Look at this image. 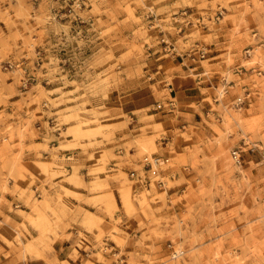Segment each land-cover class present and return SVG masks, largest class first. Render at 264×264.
Segmentation results:
<instances>
[{
    "label": "rangeland",
    "instance_id": "obj_1",
    "mask_svg": "<svg viewBox=\"0 0 264 264\" xmlns=\"http://www.w3.org/2000/svg\"><path fill=\"white\" fill-rule=\"evenodd\" d=\"M263 197L264 0H0V264H264Z\"/></svg>",
    "mask_w": 264,
    "mask_h": 264
},
{
    "label": "built area",
    "instance_id": "obj_2",
    "mask_svg": "<svg viewBox=\"0 0 264 264\" xmlns=\"http://www.w3.org/2000/svg\"><path fill=\"white\" fill-rule=\"evenodd\" d=\"M249 49L250 48L245 49V52H247V54H249ZM206 53H207L206 48H204L203 46H200L198 44L190 46L189 49L186 51V54L192 60H199V59L205 57ZM12 65H13L12 61H7V63H5V67H11ZM240 67H241L240 68L241 71H242V69L244 71L246 70V68L243 65ZM256 73L257 74L262 73V69L257 68ZM222 79H225V77H222ZM230 84H232V83H230ZM242 85H243L242 95L237 96L236 99L233 101V105L235 107H237L238 109L242 108L244 105L249 106L253 101V97H254L253 94L257 93V88L255 86V82L252 81L251 85L247 84V83H244ZM227 91H228V88L223 85L222 88L216 92V95L214 96V100L222 97L223 94L226 93ZM168 106L170 108L174 107L173 100L168 101ZM206 113H208V112H206ZM230 157L235 163H240V161H241V147L240 146L233 147L230 150ZM166 161H167V158H165L161 155H157V154L150 155V157L145 155L142 158L143 165L149 166L150 168H152L153 165H159L160 163H164ZM131 175L133 176L134 179L136 178L139 181H142V178L144 177V173L141 174L137 170H132ZM263 202H264V197H263ZM263 218H264V214H263ZM182 253H183L182 249H179V248H172L171 249L172 257L180 256Z\"/></svg>",
    "mask_w": 264,
    "mask_h": 264
},
{
    "label": "crops",
    "instance_id": "obj_3",
    "mask_svg": "<svg viewBox=\"0 0 264 264\" xmlns=\"http://www.w3.org/2000/svg\"><path fill=\"white\" fill-rule=\"evenodd\" d=\"M175 94H176V92H175ZM191 96V95H190ZM193 96V95H192ZM184 100V98H183V96H181L179 99H178V101H183Z\"/></svg>",
    "mask_w": 264,
    "mask_h": 264
},
{
    "label": "bare ground",
    "instance_id": "obj_4",
    "mask_svg": "<svg viewBox=\"0 0 264 264\" xmlns=\"http://www.w3.org/2000/svg\"><path fill=\"white\" fill-rule=\"evenodd\" d=\"M153 154H155V153H153ZM153 154H150V155H153ZM150 155H147V156L150 157Z\"/></svg>",
    "mask_w": 264,
    "mask_h": 264
}]
</instances>
